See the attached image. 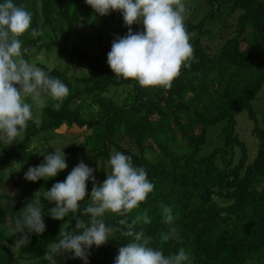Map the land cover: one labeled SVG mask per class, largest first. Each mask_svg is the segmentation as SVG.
Returning a JSON list of instances; mask_svg holds the SVG:
<instances>
[{"label":"trees","instance_id":"obj_1","mask_svg":"<svg viewBox=\"0 0 264 264\" xmlns=\"http://www.w3.org/2000/svg\"><path fill=\"white\" fill-rule=\"evenodd\" d=\"M206 1L210 10L201 20L185 21L194 49L190 67L181 69L171 87L144 88L115 77L107 64L113 41L128 32L121 13L101 16L85 0H13L31 12L32 28L43 31L37 38H22L24 47L34 49L29 59L57 48L58 57L77 60L89 67L90 74L73 77L68 75L69 68L37 64L60 79L69 94L59 109L55 101L44 107L40 125L29 121L10 147L0 141V196L4 198L0 264H49L43 259L47 245L64 223L69 230L74 227L73 216L53 220L48 209L55 204L43 202L45 232L32 234L30 243L18 250L12 248L21 235L12 236L15 219L36 192L43 194L64 181L81 161L91 168L94 159L108 160L113 150L130 155L154 184L146 201L128 216L132 219L147 210L151 223H140L137 230L152 237L149 246L161 248L165 255L184 248L190 255L188 264H264V132L253 107L264 85V0ZM131 27L134 33L143 30L142 24ZM208 38L224 42L212 52V46L205 44ZM121 88L123 99H115ZM242 111L255 122L254 134L260 141L253 162L234 133L235 114ZM221 122H226L221 133L225 143L202 155L209 129ZM76 125L92 133L85 143L63 151L66 157L80 153L81 161L60 176L23 184L27 170L43 162L40 154L55 151L50 143L35 141H48L51 132ZM116 137L131 147L124 148ZM237 147L240 158L235 161ZM10 182L20 189L18 194L2 193ZM92 187L90 179L86 199ZM87 203H81V210ZM161 205L173 208L179 227L178 237L166 243L159 240V233L166 230ZM121 218L104 217L108 225H116ZM127 242L117 232L99 248L93 245L87 264H114L119 247ZM72 257V253L57 256L56 264H85Z\"/></svg>","mask_w":264,"mask_h":264},{"label":"clouds","instance_id":"obj_2","mask_svg":"<svg viewBox=\"0 0 264 264\" xmlns=\"http://www.w3.org/2000/svg\"><path fill=\"white\" fill-rule=\"evenodd\" d=\"M101 16L119 12L123 16L127 35L117 37L107 55V64L115 77L137 82L141 87H171L183 67L193 57L194 49L185 26L187 12L184 0H85ZM142 24L143 30L134 33L132 25ZM25 35L37 38L43 35L39 27L32 28V14L23 5L4 0L0 3V141L11 145L33 121V107H42L47 98L55 101L59 109L69 94L68 87L58 78L51 77L28 58L29 49L23 45ZM39 123L38 120L34 121ZM64 148L41 153V164L30 167L24 174L29 182L47 181L67 169ZM110 169L106 179L97 184L93 173L83 161L75 166L62 182L50 189L34 194L15 219L12 236L21 234L12 245L20 249L30 243L32 234L42 235L46 230L45 210L41 198L55 207L48 215L56 221H64L70 214L75 224L69 230L65 223L52 243L47 245L43 259L56 264L57 256L73 254L87 264L88 250L97 248L110 240L115 233L128 238L119 247L114 264H188L189 253L180 248L178 252L165 255L161 248L149 246L152 237L137 230L140 223L150 224L145 210L134 218L128 216L146 201L154 190L147 171L135 166L130 155L113 150L107 161ZM92 180L90 198L86 199L87 182ZM88 200L81 210V203ZM162 220L166 230L159 233L161 243L177 238L179 227L173 208L161 205ZM115 214L121 219L116 225H108L104 217ZM129 220L131 221L129 223Z\"/></svg>","mask_w":264,"mask_h":264},{"label":"rangeland","instance_id":"obj_3","mask_svg":"<svg viewBox=\"0 0 264 264\" xmlns=\"http://www.w3.org/2000/svg\"><path fill=\"white\" fill-rule=\"evenodd\" d=\"M184 3L187 8V12L185 14V21H193L198 22L201 20L210 10V5L207 3L206 0H184ZM63 27L62 25H60ZM63 29V33H66V26ZM77 29H74L73 32H76ZM224 42L221 38L218 39H207L205 40V44H209L212 46V52H216L218 47ZM58 49H52L51 52L44 53L37 57H31L30 61L34 63L36 66L39 63H43L46 66L53 68L55 65H59V67L62 68H69L68 75L69 76H87L90 74V69L86 65H80L77 60L71 61L67 58V56H60L57 55ZM123 88L121 90H118L120 93L115 99H123L121 93L123 92ZM113 90H111L112 92ZM53 100L51 98L46 99V103L42 107H33V117L34 121L38 120L39 123H36L38 126L41 123L42 120V109L46 106H52ZM254 111L256 114V119L258 126L260 129L264 132V85L259 92L257 99L253 102ZM236 119V126L234 128L235 130V136L246 145L248 150V158L249 162H253L258 154L259 149V138L254 134V128L256 126L255 122L252 121V119L249 117V114L247 111L237 112L235 114ZM226 125V122H221L216 124L215 126H212L208 133H207V141L206 144L202 147L201 154L202 155H209L215 148L220 147L225 143L224 138L221 137V133L223 132V129ZM92 133V130H87L86 128L80 129L77 125L73 127H67L62 126L61 129L55 130L54 132H51L47 136L50 138L48 141L46 140H36V143H50L52 147L56 148H64V149H70L73 147H76L80 143H85L87 137ZM116 142L118 144H121L124 148H130L131 145L124 140H120L118 137H116ZM11 145H7V147H10ZM133 150H136L134 148ZM113 152V151H112ZM111 152V154H112ZM235 153V161L239 160L240 158V151L239 148L234 150ZM81 161V154L77 153L72 156L66 157V163L68 165L67 169L57 174V176H60L62 173L66 172L69 167L72 164H75L76 162ZM107 161H104L102 159H94L91 163V168L95 169V172L93 175L95 176V180L97 184H101L106 179V173L110 171V169L107 167ZM7 179H9L8 173H6ZM56 176V177H57ZM27 182L24 179L23 176V184ZM92 182V180H91ZM93 183V182H92ZM20 192V189L16 187L12 182L7 183L4 187V193H8L11 195H16ZM37 193V192H36ZM1 195V193H0ZM41 196L43 194H40ZM47 202V200L41 198V203ZM4 203V198L0 196V205Z\"/></svg>","mask_w":264,"mask_h":264}]
</instances>
